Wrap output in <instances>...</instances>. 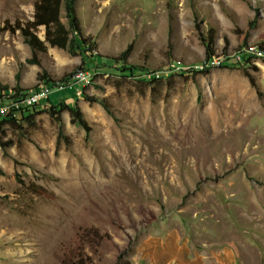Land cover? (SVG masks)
I'll list each match as a JSON object with an SVG mask.
<instances>
[{
  "label": "rangeland",
  "instance_id": "374dc122",
  "mask_svg": "<svg viewBox=\"0 0 264 264\" xmlns=\"http://www.w3.org/2000/svg\"><path fill=\"white\" fill-rule=\"evenodd\" d=\"M37 1L0 0V26L32 21ZM75 6L95 51L47 45L42 64L56 81L91 72L84 94L108 109L55 90L47 106L78 104L90 132L68 112L1 127L0 264H69L77 243L90 264H264V0ZM198 23L215 30L209 62ZM129 46L126 67L148 72L113 75ZM30 59L19 31H0V87L35 88Z\"/></svg>",
  "mask_w": 264,
  "mask_h": 264
},
{
  "label": "trees",
  "instance_id": "16d2710c",
  "mask_svg": "<svg viewBox=\"0 0 264 264\" xmlns=\"http://www.w3.org/2000/svg\"><path fill=\"white\" fill-rule=\"evenodd\" d=\"M76 0H38L34 5V15L33 20L28 21L26 23H21L19 21L15 22L14 25L10 24L8 21L4 22L2 26H0V31H10L15 33L17 31L20 32L23 37L25 43L29 46L31 51V59L28 60V63L36 65L40 72L37 73L38 83L43 84L45 86H52L54 80L50 77V75L44 70V66L42 64L41 56L45 55L47 52V45L52 48H58L62 50H74L81 51L82 55H85L86 58H89L87 55L95 51L93 44H90L86 38L83 36V32L81 29L80 21L77 15V10L75 6ZM64 8L65 15L67 20L69 21V29L65 27L60 18L61 9ZM39 27L44 28V37L45 40L41 41L40 38L35 34L36 29ZM73 35L70 38V35ZM195 36L199 40V42L205 48L206 61H211L216 58L215 55V30L209 29L207 32L202 31L201 24H196ZM259 50L264 52V48L260 47ZM73 51V52H74ZM133 49L131 46L127 47L123 53L119 56L118 59H111L114 62V65H121V68H114L113 75H119V77L123 78H136L138 75H141L142 72L146 69L143 67H126V62L130 57ZM241 56L240 59V67L244 69L245 76L249 79L250 83L256 88L255 79L248 72L250 67L252 69H257L252 65V60L254 59V55L249 50H245L239 54ZM96 58H100L99 55L95 54ZM121 63V64H120ZM224 61L220 63L221 67L223 66ZM237 64V66H239ZM116 67V66H115ZM208 67L205 68L207 70ZM82 70V69H81ZM194 74L204 73L202 70L191 69ZM182 73V72H181ZM186 73H189L186 72ZM182 75V74H177ZM147 76V75H146ZM69 76L63 77L60 81L64 84H67L69 81ZM37 86V85H36ZM35 86V87H36ZM11 89L0 87V92H8ZM13 91H28L26 89H21L19 87L13 89ZM75 98L79 99L77 96ZM85 101L89 104L100 103L106 110L108 109L104 102H99L96 98L87 96L83 94L82 96ZM63 112H68L70 116V121L72 124H78L81 126L86 132H90V128L88 126L87 121L84 118V115L78 106V104H60L55 106H47L45 105L42 109H38V107H34L30 111L23 112L20 118H5L0 120V129L4 125L8 124L11 126L19 127L22 121L30 122L34 121V119L42 114H47L51 118L56 121H60V116ZM94 237L101 240L103 237L99 235L98 231H94ZM74 260L69 264H90V258H88L84 254L83 245L77 243L74 247ZM72 260V259H71ZM114 264H131L128 260L125 259L124 253L120 254Z\"/></svg>",
  "mask_w": 264,
  "mask_h": 264
},
{
  "label": "built area",
  "instance_id": "2783aa9c",
  "mask_svg": "<svg viewBox=\"0 0 264 264\" xmlns=\"http://www.w3.org/2000/svg\"><path fill=\"white\" fill-rule=\"evenodd\" d=\"M217 63L220 65L221 62ZM92 77L93 74L89 71L77 70L67 84L54 80L50 87L38 83L35 88L28 91L0 92V120L8 117L20 118L23 112L30 111L34 107L48 105L50 96L55 90H69L79 98L92 83Z\"/></svg>",
  "mask_w": 264,
  "mask_h": 264
},
{
  "label": "water",
  "instance_id": "95a60500",
  "mask_svg": "<svg viewBox=\"0 0 264 264\" xmlns=\"http://www.w3.org/2000/svg\"><path fill=\"white\" fill-rule=\"evenodd\" d=\"M39 38H40V37H39ZM40 40H41V41H44V40H45V37H43V38H40Z\"/></svg>",
  "mask_w": 264,
  "mask_h": 264
}]
</instances>
